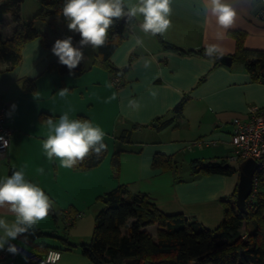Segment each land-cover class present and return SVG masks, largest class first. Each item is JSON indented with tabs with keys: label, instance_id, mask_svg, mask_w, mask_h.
Segmentation results:
<instances>
[{
	"label": "crops",
	"instance_id": "crops-1",
	"mask_svg": "<svg viewBox=\"0 0 264 264\" xmlns=\"http://www.w3.org/2000/svg\"><path fill=\"white\" fill-rule=\"evenodd\" d=\"M136 2L125 0L126 4ZM228 2L237 16L227 30L220 28L210 14L205 15L203 0H172V25L163 35H145L139 28L142 17L134 18L108 58L119 70L116 75L102 63L99 49H95L89 64L84 63L85 50L91 46L82 49L84 72L60 74L55 66L58 57L43 40L54 45L57 39L75 33L67 28L63 7H42L39 3L41 11L32 18L27 16V22L33 21L42 37L24 44L18 64L0 58V106H8V124L13 129L7 155L0 157V179L10 176L11 169H23L26 180L41 187L52 201H61L63 210L73 207L79 216L67 232L48 215L34 231L11 241L19 250L15 264H28L32 253L44 257L50 250L60 252V259L54 264H91L79 246L64 249L62 236L67 233V240L77 245L88 241L96 216L81 211L85 200H98L121 184L132 193L147 194L166 214L194 215L209 229L219 226L224 215L220 199L237 189L238 173L192 176L191 161L228 160L233 120H246L253 110L264 107V82L253 81L239 62L233 60L227 66L219 60L220 56L232 57L236 50L232 31L244 32L246 48L264 51V19L257 16L259 0ZM11 17L6 14L0 24L5 38L23 25ZM56 25L60 27L54 32ZM137 37L142 39V45L136 44ZM161 38L186 50L207 51L210 45H217L220 50L212 55L182 54L165 49ZM72 40L73 46L79 47ZM145 61L149 62L148 67L144 66ZM25 81L34 84L33 91L24 87ZM64 89L68 93L61 98L58 92ZM114 94L116 98L106 102ZM184 99L182 116L158 128L159 123L174 119L173 110ZM133 100L140 105L138 109L129 107ZM13 104L15 111L11 110ZM64 112H69L72 119H87L99 125L106 133L103 142L107 151L115 150L119 144L115 151H120L119 170L111 164L115 152L108 165L105 157L90 170L61 168L55 158H46L42 149V141L48 135L45 121L51 117L55 122ZM138 134L143 136L137 137ZM192 142L198 143L188 148ZM156 154L173 157L175 168H154ZM180 166H186L187 175H181ZM40 168L44 169L43 174L38 171ZM0 218L14 220L4 210H0ZM44 246L48 247L47 252L42 250Z\"/></svg>",
	"mask_w": 264,
	"mask_h": 264
},
{
	"label": "trees",
	"instance_id": "trees-1",
	"mask_svg": "<svg viewBox=\"0 0 264 264\" xmlns=\"http://www.w3.org/2000/svg\"><path fill=\"white\" fill-rule=\"evenodd\" d=\"M37 1L42 7L54 5L63 7L65 3V0ZM23 2L24 0H0V24L3 23L6 14H11L12 20L18 22ZM132 22L134 18L127 22L123 18L115 20L108 30L104 46L98 48L102 63L112 75L118 74L119 70L108 62V58L118 47L124 30ZM231 34L236 38L233 60L246 67L253 81L264 82V51L246 48L244 32L232 31ZM37 37H42V34L36 29L33 21L17 28L10 38H5L0 33V58L12 65L18 64L24 44ZM70 37L79 44L81 37L78 33H72ZM43 43L46 47H53L44 40ZM161 43L165 49L178 53L208 55L204 49L186 50L162 38ZM55 66L62 75L70 73L59 60ZM72 71H76L77 74L84 72L82 62ZM24 87L30 91L35 88L31 81H25ZM184 104L185 99L174 108V119L159 123L157 127H165L181 117ZM107 152L106 148L99 155L90 153L73 169H93L103 162ZM111 164L116 171L119 170L120 151L113 154ZM152 166L170 170L175 168L176 161L171 156L156 154ZM190 169L192 176L198 174L231 176L238 173L237 167L228 160L210 162L207 166L202 161L193 160ZM14 171L17 170L11 169L10 175ZM236 193L237 189L232 195L220 199L224 212L223 219L215 229H209L194 215L162 212L147 194L132 193L127 185L121 184L98 198L102 208L95 217L91 238L77 245L67 240L66 233L62 236L64 249L79 246L81 253L90 259L91 264H123L126 259L131 258H139L141 264H264V171L260 173L258 192L246 201L245 212L240 211L236 205ZM73 214L76 215L70 218ZM49 215L57 223L62 219L64 230L68 232L79 213L73 207L66 211H56L53 204ZM153 225L159 227L156 239L149 232V227ZM42 250L47 252L48 247L44 246ZM41 258L34 252L28 258V264H35Z\"/></svg>",
	"mask_w": 264,
	"mask_h": 264
},
{
	"label": "clouds",
	"instance_id": "clouds-1",
	"mask_svg": "<svg viewBox=\"0 0 264 264\" xmlns=\"http://www.w3.org/2000/svg\"><path fill=\"white\" fill-rule=\"evenodd\" d=\"M172 0H137L135 4H126L125 0H65L63 17L67 20L69 31L78 33L81 37L79 47L73 46L71 37L57 39L51 49L58 57L59 63L70 70L84 59L82 49L91 46L98 49L104 46L108 30L115 20L142 17L139 23L140 30L145 35L153 37L163 35L172 25ZM205 15L215 18L216 24L222 29L233 26L237 12L228 0H203ZM137 45L143 41L137 37ZM217 45H210L207 54L212 55L219 51ZM145 67L149 62L145 61ZM110 86V85H109ZM68 89L58 92L61 98L65 97ZM115 94L109 98L115 99ZM129 107L138 109L136 101H129ZM16 105L11 106L15 111ZM48 135L42 141V149L46 158L59 161V167L72 169L82 162L90 153L99 155L106 150L103 142L106 133L99 125H94L87 119H72L69 112H64L57 121L49 117L45 121ZM10 139L0 136V146L6 148ZM38 171L43 174L44 169ZM53 201L44 190L25 179L23 169L14 171L10 176L0 179V210L12 214L11 222L0 218V250L17 254L18 248L11 241L19 236L34 231L39 221L44 220L52 209ZM60 259V254L54 250L48 253V260L53 262Z\"/></svg>",
	"mask_w": 264,
	"mask_h": 264
},
{
	"label": "built area",
	"instance_id": "built-area-1",
	"mask_svg": "<svg viewBox=\"0 0 264 264\" xmlns=\"http://www.w3.org/2000/svg\"><path fill=\"white\" fill-rule=\"evenodd\" d=\"M259 8L257 16L264 19V0H259ZM117 83V79H114ZM9 108L6 104L0 106V136L5 139H10L6 148L0 146V157L7 155L8 148L11 142V134L13 129L8 124ZM234 130L231 134L232 151L228 157V161L240 162L248 157L253 158L258 163V168L253 176V189L251 195L258 192L260 184V173L264 171V107L253 110L246 120L235 118L233 120ZM198 142H192L187 145L191 148L192 145ZM250 195V196H251ZM57 252V251H56ZM49 253V252H48ZM48 253L41 258L39 264H53L48 260ZM60 254V252H58ZM58 260L54 261L56 263ZM16 254H11L7 250L0 251V264H15Z\"/></svg>",
	"mask_w": 264,
	"mask_h": 264
},
{
	"label": "rangeland",
	"instance_id": "rangeland-1",
	"mask_svg": "<svg viewBox=\"0 0 264 264\" xmlns=\"http://www.w3.org/2000/svg\"><path fill=\"white\" fill-rule=\"evenodd\" d=\"M39 6H40V4H39V2L37 0H24V2L21 4L20 18H19L18 22H20L21 24H24L25 22H27V18H28L27 16H31L29 18H32L33 16H35L34 14H37L36 12H38L39 9L41 11V8H39ZM9 15L10 14H7V17H9ZM59 27H60L59 25H56L54 27V32L58 31ZM94 51H95V49H93L91 47L86 48V50H85V60H84L85 64H89L92 61V59L94 57V55H93ZM140 136H143V135L142 134H138L137 137H140ZM117 145L118 146L116 147L115 150H113L111 148L108 150V153L106 155V159H107L106 164L107 165L109 164L110 156L113 154V152H115L116 150L119 149V144H117ZM230 163H232L234 166H236L238 168V164H239L238 162L235 163L233 161H230ZM180 170H182L181 171L182 172L181 175L184 176V175L188 174V169H186V166H180ZM60 203H61V201H59V203L53 201L54 208L56 209V211H62L63 210L64 207H60ZM101 208H102V203L99 200H97V199L96 200L86 199L85 200V207H84V209H81V211H87L88 214L89 213H94L95 216H96V214L98 213V211ZM75 215L76 214L70 215V218H73ZM59 226L61 228H63L62 226H64L62 219L59 220ZM93 228H94V225L92 226V233H93ZM158 229H159V227H157V225H153V226L149 227V232L153 235V237L155 239L157 237ZM60 232L63 233L62 230ZM91 236H92V234H91ZM91 236L89 237V239L91 238Z\"/></svg>",
	"mask_w": 264,
	"mask_h": 264
},
{
	"label": "water",
	"instance_id": "water-1",
	"mask_svg": "<svg viewBox=\"0 0 264 264\" xmlns=\"http://www.w3.org/2000/svg\"><path fill=\"white\" fill-rule=\"evenodd\" d=\"M123 20L126 22V18H123ZM219 60L227 66H230L233 62V58L231 56H220ZM208 164V162L205 163L206 166ZM258 166L259 165L257 161L251 157L240 161L238 164L236 205L238 209L242 212L246 211V201L252 193L253 176ZM123 264H141V260L139 258L126 259Z\"/></svg>",
	"mask_w": 264,
	"mask_h": 264
}]
</instances>
